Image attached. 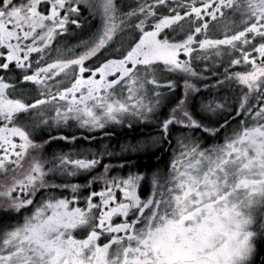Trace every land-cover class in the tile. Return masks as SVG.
<instances>
[{
	"label": "snow or ice",
	"instance_id": "obj_1",
	"mask_svg": "<svg viewBox=\"0 0 264 264\" xmlns=\"http://www.w3.org/2000/svg\"><path fill=\"white\" fill-rule=\"evenodd\" d=\"M165 145L151 172L122 155ZM260 250L264 0H0V264Z\"/></svg>",
	"mask_w": 264,
	"mask_h": 264
},
{
	"label": "flooded vegetation",
	"instance_id": "obj_2",
	"mask_svg": "<svg viewBox=\"0 0 264 264\" xmlns=\"http://www.w3.org/2000/svg\"><path fill=\"white\" fill-rule=\"evenodd\" d=\"M111 137L110 139L103 140L102 143L106 145H110L113 150L119 153V145L126 141H136L138 139H143L149 135H157V132L152 125H141L140 123H135L131 127L125 124L123 127H116L114 129H110ZM127 161L132 162L136 169L141 172H151L154 171L157 167L163 168L165 163L169 159V151L167 150V145L164 146L163 149L158 148H149L147 150H142L136 153H124L122 154ZM105 162H108L106 160ZM112 163H122L124 161L112 158ZM261 256V259L264 260V250H260L258 255ZM255 264L256 258H255ZM264 264V261L263 263Z\"/></svg>",
	"mask_w": 264,
	"mask_h": 264
},
{
	"label": "trees",
	"instance_id": "obj_3",
	"mask_svg": "<svg viewBox=\"0 0 264 264\" xmlns=\"http://www.w3.org/2000/svg\"><path fill=\"white\" fill-rule=\"evenodd\" d=\"M263 259H261V256H258V258L256 257V263L262 264L263 263Z\"/></svg>",
	"mask_w": 264,
	"mask_h": 264
},
{
	"label": "rangeland",
	"instance_id": "obj_4",
	"mask_svg": "<svg viewBox=\"0 0 264 264\" xmlns=\"http://www.w3.org/2000/svg\"><path fill=\"white\" fill-rule=\"evenodd\" d=\"M134 124H135V123H134ZM140 124H141V125H142V124H143V125H146L144 122H140Z\"/></svg>",
	"mask_w": 264,
	"mask_h": 264
}]
</instances>
